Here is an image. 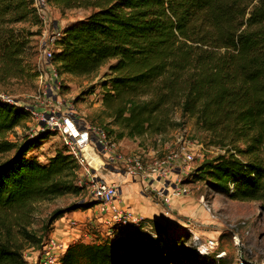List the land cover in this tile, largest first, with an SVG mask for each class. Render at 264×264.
Wrapping results in <instances>:
<instances>
[{"label": "trees", "instance_id": "obj_1", "mask_svg": "<svg viewBox=\"0 0 264 264\" xmlns=\"http://www.w3.org/2000/svg\"><path fill=\"white\" fill-rule=\"evenodd\" d=\"M48 2L92 10L62 29L51 63L59 77H87L114 61L102 104L118 129L100 126L110 141L164 134L181 125L180 111L224 149L202 159L188 182L208 195L264 202V0ZM22 23L42 24L32 1L0 0V80L30 73L32 33L17 27ZM29 119L20 104L0 97V264H27L24 248L41 246L56 220L84 206L54 210L41 234L31 229L36 204L84 186L67 149L45 164L28 156L54 132L9 139ZM128 226L101 241L69 245L61 264H205L194 248L180 245L192 237L186 228L156 226L146 243L128 236Z\"/></svg>", "mask_w": 264, "mask_h": 264}, {"label": "rangeland", "instance_id": "obj_2", "mask_svg": "<svg viewBox=\"0 0 264 264\" xmlns=\"http://www.w3.org/2000/svg\"><path fill=\"white\" fill-rule=\"evenodd\" d=\"M91 9H71L61 10L60 8L48 4L47 26L44 23L40 26L32 23H22L17 27H23L32 33L31 44L26 52V62L30 67V73L23 78H10L9 80H0V97L18 102L20 104L35 105L41 111L50 109L51 99H45L43 96V88L40 83L39 76L33 77L34 72L47 76V68L45 64H41L38 68L37 59L38 51L40 50L43 34L47 30V35H51L55 26L64 28L67 25L83 20L90 15ZM62 27V28H61ZM109 64L100 68L97 73L91 76H72L62 75L59 77L61 87L57 92L56 100L60 101V110L64 112L68 107L71 111L80 118L82 125L100 127L106 125L108 129H118L112 124L107 111L104 110L102 99L105 92L103 81L109 75ZM49 79V78H48ZM45 81V78L43 82ZM50 102V104H47ZM54 102V101H53ZM175 119L180 121L181 125L170 129L168 132L160 135H145L137 138L124 137L117 141L120 143L119 152L125 154L136 153L144 157L145 160L152 158L162 159L176 150L181 143L179 139L194 144L196 149V160L192 164L193 169L201 163L206 157H215L220 152L216 148L220 146L213 145L209 133L196 128L193 118L182 116L180 111L175 114ZM38 128V121L30 118L28 123L9 134L11 140H22L23 137L29 135L31 130ZM67 149L63 138L59 132H54L45 139L39 147L34 148L29 154V157H37L42 163H47L51 155H55L58 150ZM222 149V148H221ZM224 152V149H222ZM2 157H0L1 161ZM115 174L120 173L121 176L125 168L122 165H117ZM85 170L81 168L79 181L77 185L84 186L81 190L76 188L71 193L55 197L49 201H44L36 204L34 212V224L31 226L33 231L41 234L42 225L48 220L51 213L59 208L68 207L70 205H90L94 207L98 202L92 197L89 188L85 181L80 185V180L84 175ZM126 176V175H125ZM188 173L181 170L177 174L170 175V181L183 182ZM131 178L126 177L121 182V185L129 181ZM142 187L145 194L153 196L152 191L157 192L158 189H166V182L160 180L154 182V185L147 183ZM144 181V182H145ZM189 189L188 195H182L175 201H171L169 208L159 203L158 211L156 212L157 220L148 218V223L141 226L130 227L125 233L128 236L149 243L155 238V228L159 225H175L181 229L197 230L199 241L205 242L208 239H214L217 242V248L214 252L204 257L205 264H264V202L259 201H236L230 200L223 196L208 195L205 188L198 182H185ZM124 189L125 187L122 186ZM124 194V190H123ZM160 196V195H159ZM178 202V204H176ZM186 202L187 207L182 206ZM210 205L211 211H207L204 206ZM83 206V207H84ZM83 207L69 212V218L74 219L78 223L82 235L77 239V243H89L93 241H101L108 236L109 230L105 229L98 220V213L92 209H83ZM156 207V206H155ZM168 212V213H167ZM140 216V215H136ZM142 217V216H140ZM70 220V221H71ZM78 221V222H77ZM92 222V223H90ZM209 225H213L209 226ZM45 226V224H44ZM61 225H56V222L49 228L48 234L43 238L52 235ZM74 226V225H73ZM49 227V226H48ZM204 230V231H202ZM218 230V232H216ZM89 237V238H88ZM211 237V238H210ZM24 248V257L27 264H37L42 253V246ZM180 245L183 248H194L195 245L192 239L184 242L180 240ZM217 255H220L219 257ZM131 261V257H127ZM220 261V262H219ZM126 264V263H124Z\"/></svg>", "mask_w": 264, "mask_h": 264}, {"label": "built area", "instance_id": "obj_3", "mask_svg": "<svg viewBox=\"0 0 264 264\" xmlns=\"http://www.w3.org/2000/svg\"><path fill=\"white\" fill-rule=\"evenodd\" d=\"M31 1L42 23L47 26L48 0ZM59 28L60 27L55 26L51 35H47V30L44 32L37 59L38 68L41 64H45L47 68V76L40 74L39 79L43 88V96L45 99H51L53 103L50 106L51 108L41 111L35 105L20 104L1 96L11 103L20 104L29 113L30 118L38 121V128L36 130H31L30 135L33 137L42 131L59 132L67 150L76 158L81 167L86 166V157H84L83 152L90 148L92 136L95 135L98 143L102 146V152L106 159L114 164L122 165V167L125 168L123 174L126 176L122 175L123 180H125L126 177L147 178L154 174L167 178L170 173H179L181 170L186 171L188 177H192L194 173L192 164L196 160V149L191 142L179 139L181 143L178 148L170 152L168 156L162 159L152 158L150 160H145L140 154H125L119 152L118 144L110 141L105 131L96 126H83L80 118L71 111L72 108L68 107V110L61 112L60 101L56 100L61 83L56 68L51 63L55 43L62 36V29ZM44 78L45 81L43 82ZM47 104H50V102H47ZM216 149L218 152L223 153L221 148ZM83 182L84 181L81 179L80 184ZM85 183L92 197L98 202V211L104 214H112L110 222L114 225L111 226L108 235L111 236L113 233L119 235L123 232L125 226L130 224L138 226L145 222V218L136 216L132 211L120 205L119 191L121 182H104L90 179L86 180ZM183 191L184 189L178 187L171 196L160 195L159 197L162 203L168 206L171 203V197H180ZM204 208L207 211H211L210 205L207 206V204H205ZM70 223L75 226L77 225L74 219H72ZM191 236L192 242L195 245V250L199 252L201 256L205 254L209 256L210 253L216 250V240L208 239L205 242H201L197 234L191 233ZM76 242H78L77 239L74 243ZM67 247V243L59 237L50 235L43 242L41 257L37 264H61L62 257ZM217 256L219 257L220 255Z\"/></svg>", "mask_w": 264, "mask_h": 264}, {"label": "crops", "instance_id": "obj_4", "mask_svg": "<svg viewBox=\"0 0 264 264\" xmlns=\"http://www.w3.org/2000/svg\"><path fill=\"white\" fill-rule=\"evenodd\" d=\"M91 142L92 143H91L90 148L83 152L84 157H86V166L81 167L82 169L85 170L84 175L81 179L83 181L93 179L95 181H104V182H122L123 176H121L120 173L115 174L116 173L115 170H118V172H121V173L122 171L120 169H117L116 164L106 159L105 155L102 152V146L98 143L95 135L92 136ZM117 144L118 146H120L119 145L120 143H117ZM52 156L53 155H51L50 157ZM173 174H177V173L176 172L170 173V175H173ZM170 175L167 178L160 177L156 174L151 175L147 178L132 177L129 181H127L120 187V191H119L120 205L124 207L125 209L132 211L135 215L138 214L142 216L146 220L148 218L157 220L158 218H156V212H159L158 211L159 203L164 205L159 195L171 196L172 193L178 187H181L182 189H184V191L182 192V197L188 195L189 193V189L187 185L185 184V182H188V178H189L188 176L183 179L184 180L183 182L179 181L175 183V182L170 181ZM145 179H148L147 183H149V186L154 185V182H159L160 180H164L166 182V189L160 188L158 189L157 192H154V191L150 192V193H153V196L152 195L150 196L149 193L147 195L142 190L143 189L142 187L144 186L143 184H146ZM122 186H124L125 188L123 189ZM123 190H124V194H123ZM175 199H177V197H171V201L173 200L175 201ZM176 204H178V202ZM186 204L187 203L184 202L182 206L187 207L188 205ZM164 206L169 208V205L168 206L164 205ZM92 209H94V211L98 213L99 215L98 220L105 229H110L111 226L114 225L113 223L110 222V219L112 218V214H104V213L99 212L98 203L94 207L88 208V211H91ZM69 214L70 213H66L63 217L55 221L57 226L58 225H61V226L57 228L56 233L54 232L52 234L56 237H59L61 240L67 243L68 246L73 244L74 241L82 235V232L79 228L78 223L76 226L75 225L73 226L70 223L71 218L68 217ZM146 223H148V221ZM131 225L133 224H130V226ZM130 226H128L127 229L130 228ZM209 226L214 227L213 225H209ZM190 230L192 229H189V231ZM191 232L198 234L197 230L191 231ZM216 232H218V230H216Z\"/></svg>", "mask_w": 264, "mask_h": 264}]
</instances>
